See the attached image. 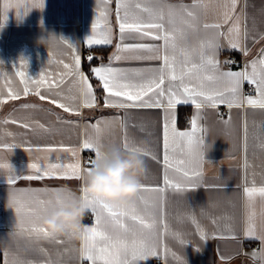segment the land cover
<instances>
[{
  "label": "crops",
  "instance_id": "1",
  "mask_svg": "<svg viewBox=\"0 0 264 264\" xmlns=\"http://www.w3.org/2000/svg\"><path fill=\"white\" fill-rule=\"evenodd\" d=\"M24 2L25 0H0V23L4 24L0 28V62H2L0 100L3 101L0 103V145H17L8 149L0 148V161L9 162L17 177L36 175V171L28 167L29 164L71 163L74 158L70 152L64 150L71 148L76 151L83 168L87 166L89 159H95L93 151L82 148L84 139L98 141L101 145L116 144L125 150L123 145L126 134L130 148L138 146L154 152L158 157L157 160L149 156L143 157L146 162V172L142 183L148 186H162L163 109L105 107L106 93L102 90L99 80L93 74L88 75L84 67L88 56H103L102 53L89 51L92 47L112 46L109 57L100 59L93 67L108 65L109 58L116 52L119 28L115 16V0L109 5L112 10L109 20L113 42L110 45L92 46H88L86 40L93 34L92 25L97 19L98 9L102 8L103 0H44L43 9L33 7L26 14L19 8ZM163 2L172 5H191L193 0H163ZM204 3L208 7L206 14L201 15V23L219 20L221 12L219 4L222 0H204ZM5 4L9 5L7 11ZM18 11L21 12L19 17ZM236 16L239 17L240 45L241 48L247 49V53L230 48L228 39H221L217 58L223 71L242 70L248 62L258 59L260 50L264 48V38H262L264 0H238ZM232 22H235V17L230 23ZM228 27L229 25L225 24L221 31L227 32ZM200 35H204L203 30ZM51 36L58 38H51L46 44ZM128 36L125 41L127 43H163L140 38L136 33H130ZM61 37L75 46L76 54L81 58V71L89 77L97 97V103L92 108L84 107L82 98L75 101L73 107L79 110L80 115L65 112L47 100L41 101L32 93L24 96L23 84L17 75V72L25 71L30 79L35 80L39 78L41 72L50 76L64 72L62 64L58 61L71 64L73 50L60 41ZM195 39V36H190V42L194 43ZM137 54L122 53L128 58L112 60L111 65L118 68H147L158 67L161 63L158 60L131 59ZM229 56L237 57L244 63L230 62ZM21 59L27 61V68L20 66ZM74 79L65 76V82L55 91L63 93L65 97L80 96L78 88L82 85L74 84ZM248 86L249 84L245 82L243 94L254 95V91H246ZM9 87L21 93L19 99L7 98ZM30 87L34 93L35 87L33 85ZM98 89H101L100 93ZM41 92H45V89H41ZM49 95L50 98H61ZM63 102L72 103L69 100ZM25 104L34 107H22ZM180 109L188 118V123L184 127H180L178 122ZM195 114L194 105L190 103L177 105L174 110L177 129L180 131L190 129L191 117ZM121 117L124 118L126 132L119 119ZM200 117L198 123L206 129L207 145L203 182L204 185L218 187L200 186L184 193L169 189L166 193L165 219L170 231L168 234H162L158 241L159 254L138 259L133 264H178L172 253L183 257L187 264H264L262 259L264 247L261 240L246 235L250 210L243 193L246 182L250 184L254 181L257 187L264 185V148L259 146L261 138H264V110L246 104L240 107L234 105L231 109L227 105H219L216 109L205 106L200 111ZM229 119L231 124L225 126L222 121ZM97 121L101 122L99 132L91 127ZM245 122L248 129L246 151L243 146ZM25 123L29 125L28 128L23 127ZM41 125L43 127H40ZM176 155L180 157L179 152ZM6 175L4 170H0V248H7L8 259L18 258L32 261L33 264H91L87 258L81 261L83 240L68 236H59L56 240L43 238L36 240L22 234L12 235L18 232L17 217L15 210L8 206L10 194L16 195L23 201H30L35 196L47 199L53 192L51 189H63L62 193L66 196L82 197L81 180L56 177H45L40 180L21 178L10 185ZM169 175L179 179L171 171ZM36 189H49V191H32ZM140 195L151 201L157 194L145 191ZM253 210L256 235L259 236L264 231V201L259 197L255 198ZM192 215L205 231V239L201 238L196 224L191 222ZM30 219L26 218V222ZM83 223L89 227L94 223V216L89 210ZM226 224L232 226L231 231L225 229ZM173 233H180L187 243L182 245L172 235ZM255 246H259V249ZM253 253L256 255L254 256Z\"/></svg>",
  "mask_w": 264,
  "mask_h": 264
},
{
  "label": "snow or ice",
  "instance_id": "2",
  "mask_svg": "<svg viewBox=\"0 0 264 264\" xmlns=\"http://www.w3.org/2000/svg\"><path fill=\"white\" fill-rule=\"evenodd\" d=\"M112 0H103L102 8L98 9V16L92 25V35L86 43L92 45H110L113 42L112 26L109 20ZM238 0H222L219 4L220 19L208 23H201V15L206 14L208 5L204 0H193L191 5L165 4L163 0H115V16L119 28V42L116 44V52L109 58V64H101L90 69L91 73L99 80L102 90L106 93L104 97L105 107H118L129 109H163L162 128V186L140 185L139 194L130 207H112L109 204L90 198L86 191L81 189L82 198L88 204L90 214L94 216V223L88 226L83 237L84 249L81 261L87 258L91 264L102 262V264H133L138 259H145L158 255V241L162 234L169 233L166 222L165 204L166 193L169 189L174 192L184 193L195 190L200 186L209 188L217 185H204L203 165L206 161V129L198 123L200 111L205 107L218 108L219 105H227L231 109L234 105H248L253 108L264 110V48L260 50L258 59L248 62L240 71H223L218 60V49L220 41L228 39V46L232 49H240L247 53V49L240 45L239 17L236 16ZM9 5L5 4L7 11ZM37 7L43 9L44 0H25L19 5L20 10L26 14L29 9ZM21 12L18 11L19 17ZM235 17V22L233 21ZM7 20V16H5ZM228 24L227 32L221 31ZM4 24L0 23V28ZM201 30L204 35L201 36ZM136 33L140 38H149L155 43H127L128 34ZM247 33L245 32V36ZM190 36H195V42H190ZM56 39V37H52ZM264 38V36H262ZM60 41L72 48V63L62 64L64 72L55 76L46 75L43 72L38 79H30L25 71L17 72L23 84V95L30 93L39 97L41 101H49L51 104L63 109L65 112L80 115L73 104L82 98L83 106L92 108L97 103L92 84L89 77L81 71V58L76 54L75 46L64 38ZM125 52L138 53L131 57L135 60H158V67L147 68H118L111 65L112 60L119 61L127 59L122 55ZM139 53H147L142 55ZM51 55V53H49ZM88 61L93 56H88ZM228 63V61H225ZM2 64V62H0ZM20 66L27 68V61L21 59ZM250 69V70H249ZM74 77V84L82 85L78 88L80 96L65 97L63 93L55 91L63 85L64 77ZM247 82L254 87V95H244L242 92L244 83ZM35 87L33 93L32 87ZM45 89V92H41ZM8 99L17 100L21 93L7 89ZM61 97L50 98V95ZM110 98H116L112 100ZM69 100L72 103H65ZM3 101L0 100V103ZM191 104L196 109V114L191 117L190 129L180 131L177 129V121L174 110L177 105ZM24 108L34 105H22ZM171 114V118H170ZM125 127L124 118H119ZM7 122V121H6ZM15 123V121H12ZM225 126L231 124V119L222 121ZM100 121L91 125L97 132L100 131ZM23 127L28 128L25 123ZM40 127H43L41 125ZM11 135V133H9ZM17 145L2 144L0 148L8 149ZM124 149L135 150L137 147H129L128 138L125 134ZM243 146L245 151L248 147L247 123L243 126ZM264 148V138L259 145ZM63 147V146H61ZM101 144L90 139H84L82 148L95 153V159L100 155ZM53 150V149H49ZM71 153L73 162L48 163L46 165L31 163L29 168L36 171V175L17 177L7 161H0V170L7 173L8 183L15 184L18 179L40 180L45 177H56L64 179H80L81 172L90 169L95 159H89L87 166H81L75 150L65 148ZM180 153L177 157L176 153ZM144 156L157 160V155L147 149L143 151ZM247 167V160L245 161ZM63 169V171H59ZM173 172L179 179L170 177ZM24 191V190H19ZM34 192L49 191V189H36ZM51 191H63V189H51ZM152 192L157 194L151 201L146 200L140 193ZM243 193L250 210L246 235L261 240L264 247V231L256 235L254 224V203L259 197L264 201V185L257 187L255 182H246ZM72 198L74 196H67ZM51 201L35 196L30 201H23L16 195H11L8 206L15 210L18 232L12 235H25L29 239L56 240V236L50 235L39 223L41 213L48 210ZM143 205V208H141ZM26 218H31L26 222ZM191 222L196 224L197 231L202 239L206 233L197 222L194 215L190 216ZM215 223V220H213ZM161 229L163 232H161ZM225 229L232 230L230 224ZM183 245L187 243L180 233H173ZM43 251V249H41ZM168 251L167 249L165 250ZM178 264H187L183 257L172 253ZM255 256L256 253H253ZM9 253L6 247L0 248V264H33L32 261L21 259H8ZM264 259V257H262Z\"/></svg>",
  "mask_w": 264,
  "mask_h": 264
},
{
  "label": "clouds",
  "instance_id": "3",
  "mask_svg": "<svg viewBox=\"0 0 264 264\" xmlns=\"http://www.w3.org/2000/svg\"><path fill=\"white\" fill-rule=\"evenodd\" d=\"M143 151L141 147L126 151L116 144L101 145L100 155L90 169L81 172L82 189L90 198L112 207H130L139 194L146 172ZM45 200H50L51 204L41 213L40 225L50 235L83 240L88 229L83 223L87 202L82 197L68 198L61 191H53Z\"/></svg>",
  "mask_w": 264,
  "mask_h": 264
},
{
  "label": "trees",
  "instance_id": "4",
  "mask_svg": "<svg viewBox=\"0 0 264 264\" xmlns=\"http://www.w3.org/2000/svg\"><path fill=\"white\" fill-rule=\"evenodd\" d=\"M88 50V49H87ZM112 50V46H101V47H92L89 49V51H96L99 54H103V56L101 57H93V59L91 61H88V59L86 58L85 63H84V67L86 70V73L88 75H92L90 69L95 65L96 62H98L100 59H107L109 57V54ZM101 89H98V93H100ZM179 125L180 127H184L187 125L188 123V118L187 115H184V112L180 109V113H179Z\"/></svg>",
  "mask_w": 264,
  "mask_h": 264
},
{
  "label": "built area",
  "instance_id": "5",
  "mask_svg": "<svg viewBox=\"0 0 264 264\" xmlns=\"http://www.w3.org/2000/svg\"><path fill=\"white\" fill-rule=\"evenodd\" d=\"M228 60L230 61V62H232V61H236V62H240V63H244V61H242V60H240V59H238L237 57H234V56H229V58H228ZM246 91H254V87L253 86H248V87H246ZM255 248H257V249H259V246H255Z\"/></svg>",
  "mask_w": 264,
  "mask_h": 264
}]
</instances>
